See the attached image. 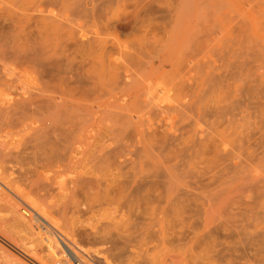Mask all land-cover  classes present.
Wrapping results in <instances>:
<instances>
[{
	"label": "rangeland",
	"instance_id": "rangeland-1",
	"mask_svg": "<svg viewBox=\"0 0 264 264\" xmlns=\"http://www.w3.org/2000/svg\"><path fill=\"white\" fill-rule=\"evenodd\" d=\"M1 43L39 125L0 118V264H264V0H0Z\"/></svg>",
	"mask_w": 264,
	"mask_h": 264
},
{
	"label": "bare ground",
	"instance_id": "bare-ground-1",
	"mask_svg": "<svg viewBox=\"0 0 264 264\" xmlns=\"http://www.w3.org/2000/svg\"><path fill=\"white\" fill-rule=\"evenodd\" d=\"M7 41V40H6ZM3 42V41H1ZM14 43V42H12ZM35 43H31L30 47L33 48L35 47L34 45ZM7 45V44H6ZM17 45V43H15V46ZM4 46V44H3ZM2 46V43L0 44V118L4 119L8 126H15L13 125V123L9 120H11L10 118H13V117H18L21 122L17 125L19 126V128H21L22 130V133L24 134V136H28L30 135L32 132H34L37 127H38V121H35L34 118H27L25 117V111H27L26 109H24L26 107V103H30L32 101V99L34 98L35 95H33L32 91L33 89L29 88L28 86L29 85V82H34L32 81V77H31V74L29 73L30 70H22L18 67V63L21 60L20 56H19V52L20 50H16V47L14 49V53L12 52L11 54V50L9 49L8 47V50H10V53L9 51H5L4 48H7L6 46L3 47ZM14 46V45H12ZM12 49V48H11ZM20 49V48H19ZM42 51V50H41ZM20 59V61H19ZM19 61V62H18ZM23 63V62H22ZM208 63V62H207ZM29 69V68H28ZM33 71V70H32ZM35 75V74H34ZM5 77V78H4ZM34 78V77H33ZM38 80V79H37ZM35 85V84H34ZM32 86V85H31ZM44 96L46 98V112H44V120H43V125H44V128H45V131L47 132V137L46 138V143L45 145L47 146L46 148V159H45V163L44 165L46 167H50L53 162H52V153L53 155L54 154H57L60 155L61 152L65 151L66 149H68V145H69V141L68 140H65L63 141V145H62V142L61 144L57 147V149H53L50 147V143H49V139H50V132L53 130V126H54V123H53V120L52 119V114H50V110H49V104L52 100V97L50 95V92L49 91H45L44 90ZM161 94V93H160ZM161 96V95H160ZM25 105V107H23ZM96 109V108H95ZM27 113V112H26ZM25 117V118H23ZM23 118V119H21ZM149 118V117H148ZM138 120V119H137ZM60 126V125H59ZM99 126V125H98ZM16 127V126H15ZM41 128V126H39ZM97 130V129H96ZM95 131H89V132H92L91 134H93ZM38 132V131H37ZM89 135V134H88ZM23 136V135H22ZM32 136V135H31ZM30 137V136H29ZM93 138V135L92 136H89L86 140L83 141V139H78L77 143L79 145V147H77L76 149H74L73 151V154L75 156H78L79 154L81 155H85L87 154L88 150L86 148V146H88V144L85 142L87 141L88 139H92ZM114 140V139H113ZM94 141V140H93ZM92 143V141L90 142ZM94 145V143H92ZM76 145V143H75ZM113 146V145H112ZM92 147V145L90 146ZM106 149V148H105ZM113 152V151H112ZM127 155V154H126ZM132 156V155H131ZM59 157V156H58ZM83 157V156H82ZM130 157V156H129ZM54 158V157H53ZM75 158V157H74ZM77 158V157H76ZM81 158V157H80ZM134 158V157H133ZM80 160V159H78ZM77 160V161H78ZM128 161V160H127ZM62 162V161H61ZM60 159H57L55 161V163L60 167ZM76 164V163H75ZM158 168V167H157ZM259 169V167H257ZM256 168V169H257ZM242 171H245V170H242ZM247 172H249L247 170ZM238 173V172H237ZM159 174L157 173V171H153V170H143V168L138 172L136 171L134 173V180H136V178H138L139 176L143 179L145 178H154L156 177V175ZM127 175V174H126ZM130 175V173H129ZM162 175V174H161ZM239 177V176H238ZM132 178V177H131ZM178 181V180H177ZM171 182V181H170ZM140 183V182H139ZM232 183V182H230ZM223 184V183H222ZM180 185V183L178 184L177 183V186ZM229 187V186H228ZM179 188V187H178ZM187 190V189H186ZM190 190V189H189ZM192 191V190H191ZM200 192V191H199ZM224 192V191H223ZM203 193V192H202ZM200 194V193H199ZM197 195V194H196ZM25 197V196H24ZM23 197V198H24ZM18 198H20L18 196ZM17 198V199H18ZM22 198V199H23ZM26 200L25 202H27V198L24 199ZM24 202V203H25ZM28 202L30 203V201L28 200ZM25 203V207H27L29 210H30V213L32 215H38L42 218L44 217H47L48 214L46 211V209H42L43 207L40 206L38 207V205H34L33 204V201L32 203L28 204ZM36 202V201H35ZM10 203V202H9ZM20 203V200L19 202ZM11 204L13 205L14 209L15 210H19L20 206L19 204ZM20 204H23L22 202ZM28 210V211H29ZM20 213V212H19ZM22 214V213H21ZM243 219V218H242ZM254 221V220H253ZM256 222V221H254ZM252 225V224H251ZM241 231V230H240ZM60 234H62L60 231H59ZM251 236V235H250ZM256 236V235H255ZM254 237V236H253ZM43 239V238H42ZM42 241V240H41ZM73 241H75L73 239ZM72 242V241H70ZM43 244L48 247L47 249L49 250L48 252H50L52 258H59L60 260L62 259H67L68 261L71 262V259L70 258H66L64 257L63 255L61 254H58L57 252H55V247H54V243H53V239L51 237H45L44 240H43ZM77 243L74 242L73 243V247L79 252V255H81V258L83 261L86 260V259H83V256H86L88 257V259L86 260V262L88 264H112L110 263L106 258H104L102 255L100 254H89V255H86L84 254L83 252H81L79 250V248L77 247L76 245ZM255 245V244H254ZM14 259L12 261H14L16 264H20V262H18V259H16L15 257H13ZM47 258V257H46ZM53 260V259H52ZM65 260V261H67ZM41 261H44V259H42ZM50 262V264H53V262L51 261V258H49V260H47ZM57 264H69L68 262L67 263H61V262H58ZM76 264V263H75Z\"/></svg>",
	"mask_w": 264,
	"mask_h": 264
}]
</instances>
